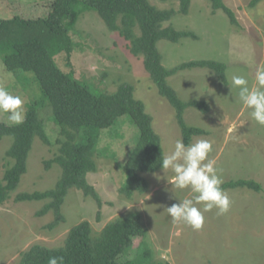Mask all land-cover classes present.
I'll list each match as a JSON object with an SVG mask.
<instances>
[{"label":"rangeland","instance_id":"rangeland-1","mask_svg":"<svg viewBox=\"0 0 264 264\" xmlns=\"http://www.w3.org/2000/svg\"><path fill=\"white\" fill-rule=\"evenodd\" d=\"M54 0H0V20L16 16L47 17ZM235 12L238 23L228 14L214 11L210 0H192L190 11H179V0H151L160 9H175L176 13L164 26L193 31L198 38L184 37L179 42L160 40L158 47L163 64L173 68L191 60H215L226 64L227 83L207 67L181 70L168 78L169 84L184 101L202 100L208 111L188 107L184 116L188 125L207 131L196 135L191 143L206 139L212 143L209 159L216 161L222 171L223 183L230 180L252 179L262 185V191L248 187L224 189L231 201L229 211L217 216L216 209L205 213V223L193 230L183 222L173 223L166 206L179 198L190 197L189 190H174L164 178L171 171L162 169L144 172L149 189L135 190L128 196L122 190L128 174L124 166L137 147L141 130L131 117H121L112 128L102 130L95 154L97 168L87 174L89 183L99 194L101 204L83 190L70 188L62 204L64 219L50 227L54 211L38 215L50 199L17 201L22 192L45 191L54 188L63 168L46 161L59 153V130L50 123L52 108L41 110L47 124L51 144L36 137L27 160V171L18 187L0 205V264H21L25 252L40 244L49 248L65 244L72 227L88 220L95 234L111 221L131 212L142 215L148 229L145 237H136L133 248L142 242L151 248L153 260L162 264H264V126L249 115L250 109L235 99L236 89L230 90L233 74L245 75L250 86L255 71L264 65V0L252 6V0H223ZM66 22L68 20L66 19ZM75 46L71 55L63 50L55 58L66 72L98 92H115L122 83L135 86V96L152 116V125L161 138L164 152L183 140L177 112L170 101L160 94L150 73L144 66V56L130 50V41L111 30L94 10L81 14L71 30ZM20 74V75H18ZM0 86L22 97L25 116L28 105L42 95L39 83L31 71H9L0 57ZM8 114L0 111V122L11 125ZM53 120V119H52ZM55 123V122H54ZM14 137H0V179L13 164L7 155ZM157 175L161 179H157Z\"/></svg>","mask_w":264,"mask_h":264},{"label":"trees","instance_id":"trees-1","mask_svg":"<svg viewBox=\"0 0 264 264\" xmlns=\"http://www.w3.org/2000/svg\"><path fill=\"white\" fill-rule=\"evenodd\" d=\"M179 1V11L188 14L192 0ZM259 1L252 0L251 5ZM210 2L214 11L222 9L233 23H238L235 12L223 0ZM52 6L53 11L47 17L16 16L0 20V57L9 71L33 72L42 92L29 103L24 123L9 125L0 122V137H14L7 150L8 157L14 162L0 179V205L18 187L27 171V160L35 138L52 143L41 116V110L49 105L52 108L50 123L59 130L61 137L57 139L59 153L46 161V167L58 163L63 174L54 188L22 192L17 194L16 200L50 199L38 212V215L55 212L56 218L50 227L64 219L61 207L72 187L83 190L85 195L93 196L101 204L87 174L97 168L95 154L102 130L114 127L121 117H131L141 130L139 143L124 166L128 179L122 190L128 196L131 197L135 190L144 193L149 189L143 173L161 169L160 155L164 153L161 138L152 125V116L145 112L144 103L135 96V86L122 83L115 92H98L76 78L73 71L66 72L58 66L55 56L63 50L70 56L74 49L70 32L79 14L87 10L98 12L111 30L118 31L130 41L133 54L144 56V66L160 94L176 109L185 144L191 143L194 136L207 133L203 128L187 124L185 110L196 107L208 111V105L202 100H182L168 78L181 70L207 67L227 83L226 64L219 61L191 60L173 68L163 64L158 47L160 40L179 42L184 37L198 38L193 31L164 26L175 15V9H160L151 0H54ZM240 186L263 190L262 185L252 179L230 180L222 184L223 189ZM147 233L142 215L137 211L109 222L99 234L94 233L88 220H83L71 228L63 246L49 248L36 244L24 253L21 264H48L51 256H63V264H162L153 260V252L146 242L143 241L137 249L133 248L135 238L145 237Z\"/></svg>","mask_w":264,"mask_h":264},{"label":"clouds","instance_id":"clouds-1","mask_svg":"<svg viewBox=\"0 0 264 264\" xmlns=\"http://www.w3.org/2000/svg\"><path fill=\"white\" fill-rule=\"evenodd\" d=\"M230 90L236 89L235 99L250 109V117L264 126V65L255 71L254 84L250 86L245 75L231 76ZM24 101L21 96L11 94L0 86V111L7 113L11 125H19L25 121ZM212 143L206 139H198L185 144L177 139L174 147L160 155V167L163 173L171 171L170 177L164 175L167 183L174 190H189L190 197L179 198L172 193L177 202L166 206L167 214L173 223L183 222L193 230H199L205 223V213L216 209V215L229 211L230 199L222 188V170L216 167V161L209 159ZM161 179L159 175L156 177ZM63 256H51L48 264H63Z\"/></svg>","mask_w":264,"mask_h":264}]
</instances>
